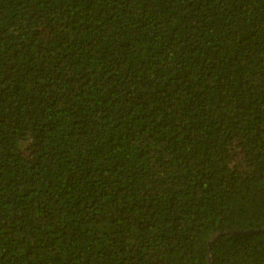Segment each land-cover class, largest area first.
<instances>
[{
	"label": "trees",
	"instance_id": "obj_1",
	"mask_svg": "<svg viewBox=\"0 0 264 264\" xmlns=\"http://www.w3.org/2000/svg\"><path fill=\"white\" fill-rule=\"evenodd\" d=\"M0 264H264V0H0Z\"/></svg>",
	"mask_w": 264,
	"mask_h": 264
}]
</instances>
